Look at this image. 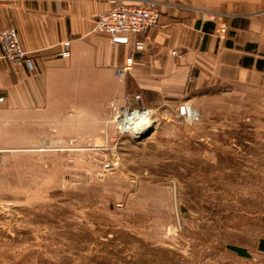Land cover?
<instances>
[{"label":"rangeland","instance_id":"374dc122","mask_svg":"<svg viewBox=\"0 0 264 264\" xmlns=\"http://www.w3.org/2000/svg\"><path fill=\"white\" fill-rule=\"evenodd\" d=\"M160 103L128 132L66 106L51 142L0 149V264H264V88Z\"/></svg>","mask_w":264,"mask_h":264},{"label":"crops","instance_id":"0c3cea01","mask_svg":"<svg viewBox=\"0 0 264 264\" xmlns=\"http://www.w3.org/2000/svg\"><path fill=\"white\" fill-rule=\"evenodd\" d=\"M142 1L14 0L10 8L0 6V27H16L36 66L29 71L0 60L2 151L19 145L20 131L29 139L50 134L66 106H82L90 118L119 117L129 107L126 95L141 94L151 108L207 87L264 88V0H156L157 28L119 43L94 29L99 15L117 4ZM222 25L227 32L220 38ZM65 40H71L70 55L59 58ZM47 134L51 142L53 133Z\"/></svg>","mask_w":264,"mask_h":264},{"label":"built area","instance_id":"2783aa9c","mask_svg":"<svg viewBox=\"0 0 264 264\" xmlns=\"http://www.w3.org/2000/svg\"><path fill=\"white\" fill-rule=\"evenodd\" d=\"M14 0H0V6L10 8ZM169 2L170 0H163ZM160 25V10L158 8V2L156 0H143L137 4H117L113 9L104 12L99 15L95 24V30L98 32L107 33L112 41L119 43L121 39H128L130 36L136 35L142 31L152 30ZM227 32V27L222 25L220 27V38H223ZM137 48H143L144 42H136ZM71 40H65L58 44V50L56 52L57 57L67 58L70 55ZM172 55L182 58L183 54L172 51ZM0 60H6L13 66L18 68H27L29 71L36 69L33 56L30 52L26 51L23 47L22 41L18 30L14 26L7 28L0 27ZM131 59H129V62ZM126 69V68H124ZM1 99V98H0ZM126 101L129 107L126 110L130 111H151L144 108V106H136L142 104L141 94L126 95ZM192 106L189 104H183L179 107L176 117L182 122L186 120L195 121L199 119V114L192 112ZM123 115L117 119L118 129L119 119H122ZM127 132L129 130H126ZM120 132H122L120 130ZM125 132V131H123Z\"/></svg>","mask_w":264,"mask_h":264},{"label":"bare ground","instance_id":"6f19581e","mask_svg":"<svg viewBox=\"0 0 264 264\" xmlns=\"http://www.w3.org/2000/svg\"><path fill=\"white\" fill-rule=\"evenodd\" d=\"M192 112L194 113L195 111ZM125 114L126 116L121 119V122L123 127L127 130L141 131L151 123L149 111H134L126 112Z\"/></svg>","mask_w":264,"mask_h":264},{"label":"trees","instance_id":"16d2710c","mask_svg":"<svg viewBox=\"0 0 264 264\" xmlns=\"http://www.w3.org/2000/svg\"><path fill=\"white\" fill-rule=\"evenodd\" d=\"M230 249H232L233 251L237 252L240 256L247 257L249 255L247 250L244 249V248H240V247H236V246H230ZM260 249L264 251V240H262L260 242Z\"/></svg>","mask_w":264,"mask_h":264},{"label":"water","instance_id":"95a60500","mask_svg":"<svg viewBox=\"0 0 264 264\" xmlns=\"http://www.w3.org/2000/svg\"><path fill=\"white\" fill-rule=\"evenodd\" d=\"M119 41H123V40L121 39V40H119Z\"/></svg>","mask_w":264,"mask_h":264}]
</instances>
